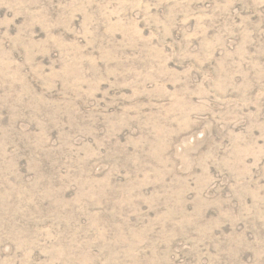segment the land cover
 Here are the masks:
<instances>
[{"label":"rangeland","instance_id":"rangeland-1","mask_svg":"<svg viewBox=\"0 0 264 264\" xmlns=\"http://www.w3.org/2000/svg\"><path fill=\"white\" fill-rule=\"evenodd\" d=\"M0 264H264V0H0Z\"/></svg>","mask_w":264,"mask_h":264}]
</instances>
